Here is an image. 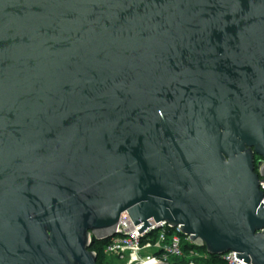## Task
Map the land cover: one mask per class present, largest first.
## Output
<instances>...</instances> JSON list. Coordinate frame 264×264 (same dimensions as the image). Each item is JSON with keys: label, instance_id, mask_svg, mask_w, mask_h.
<instances>
[{"label": "water", "instance_id": "1", "mask_svg": "<svg viewBox=\"0 0 264 264\" xmlns=\"http://www.w3.org/2000/svg\"><path fill=\"white\" fill-rule=\"evenodd\" d=\"M245 145L264 0H0V264H98L124 212L264 264Z\"/></svg>", "mask_w": 264, "mask_h": 264}, {"label": "built area", "instance_id": "2", "mask_svg": "<svg viewBox=\"0 0 264 264\" xmlns=\"http://www.w3.org/2000/svg\"><path fill=\"white\" fill-rule=\"evenodd\" d=\"M263 191L261 203L264 204V183L260 182ZM151 226L139 233L138 229L143 225H135L129 216L122 213L119 223V234L107 240L104 248L105 254H112L119 260L126 261L127 264H142L144 261L156 263H170V256H183L181 231L178 227H170L166 221H147ZM117 237V238H116ZM116 238V239H115ZM185 242L191 243L188 237ZM94 253H96L94 251ZM197 254L191 252L189 257ZM188 257V256H187ZM227 264H246L243 259L236 258V252H228L221 256ZM194 264V263H190Z\"/></svg>", "mask_w": 264, "mask_h": 264}, {"label": "trees", "instance_id": "3", "mask_svg": "<svg viewBox=\"0 0 264 264\" xmlns=\"http://www.w3.org/2000/svg\"><path fill=\"white\" fill-rule=\"evenodd\" d=\"M105 244L106 243L104 241H94L90 247V250L96 252L98 264H103V260L106 256V254L104 252V248H103V246ZM182 249L185 251V253L188 257L183 258V260L181 262H178L177 264H190V263H194V264H227L225 259L222 258L221 256H218V257L209 256V254H207L205 251H203V253H201L200 258L191 259L192 257H189V254H191V252H194L193 246L191 244L184 243L182 245Z\"/></svg>", "mask_w": 264, "mask_h": 264}, {"label": "rangeland", "instance_id": "4", "mask_svg": "<svg viewBox=\"0 0 264 264\" xmlns=\"http://www.w3.org/2000/svg\"><path fill=\"white\" fill-rule=\"evenodd\" d=\"M181 238H182V245L184 243L191 244L193 246L194 252L197 254L195 257H192L191 259H193V258H200L201 257V253H203V251H205V250L202 249V248H200V247L194 246L192 243L185 242V240H184L185 237L183 235H181ZM104 242L107 243V240H104ZM105 245L103 246V248H105ZM183 254H184L183 256H170L169 257V262L170 263H178V262H181L183 260V258H186L187 257V255H186V253H185L184 250H183ZM103 264H127V262L126 261L119 260L116 256H114L112 254H106V256H105V258L103 260Z\"/></svg>", "mask_w": 264, "mask_h": 264}, {"label": "flooded vegetation", "instance_id": "5", "mask_svg": "<svg viewBox=\"0 0 264 264\" xmlns=\"http://www.w3.org/2000/svg\"><path fill=\"white\" fill-rule=\"evenodd\" d=\"M245 150L250 151L253 172L256 174L258 181L261 182V175L264 174V151L258 152L253 145H245Z\"/></svg>", "mask_w": 264, "mask_h": 264}, {"label": "bare ground", "instance_id": "6", "mask_svg": "<svg viewBox=\"0 0 264 264\" xmlns=\"http://www.w3.org/2000/svg\"><path fill=\"white\" fill-rule=\"evenodd\" d=\"M142 264H155V263L147 260V261H144Z\"/></svg>", "mask_w": 264, "mask_h": 264}]
</instances>
